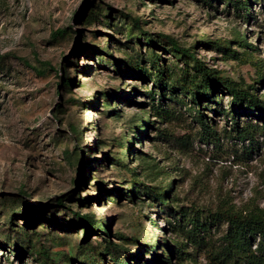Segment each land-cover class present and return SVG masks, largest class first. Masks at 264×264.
<instances>
[{"label": "rangeland", "instance_id": "374dc122", "mask_svg": "<svg viewBox=\"0 0 264 264\" xmlns=\"http://www.w3.org/2000/svg\"><path fill=\"white\" fill-rule=\"evenodd\" d=\"M249 3L247 18L227 0H0V264H39L41 245L50 264H95L81 249L86 242L101 264H118L107 239L131 251V264H156L155 249L174 264H209L191 240L200 233L217 244L227 224L199 227L193 211L264 208V117L236 112L240 128L253 130L243 139L227 91L209 93L201 104L217 132L207 142L189 96L177 92L178 101L167 91L168 116L154 115L152 81L125 63L155 71L154 50L167 71H193L194 60L163 33L222 74L253 83L264 77V0ZM59 28L66 32L53 37ZM254 84L264 95V83ZM133 180L171 187L173 204L156 203ZM73 212L109 232L88 234Z\"/></svg>", "mask_w": 264, "mask_h": 264}, {"label": "trees", "instance_id": "16d2710c", "mask_svg": "<svg viewBox=\"0 0 264 264\" xmlns=\"http://www.w3.org/2000/svg\"><path fill=\"white\" fill-rule=\"evenodd\" d=\"M209 3V0H204ZM229 7H233L236 11L244 13L245 17L249 18L251 14V4L249 0H227ZM136 27L145 33L146 40L149 45L153 47L157 46L156 37L143 31L142 27L139 25V20H133ZM66 32L65 29L59 28L52 32L53 37H58ZM161 38L167 40L169 44L178 52L183 53L185 56L190 57L194 60L193 71L190 70L188 64H185L178 71H167V68L158 61L161 55L152 50L151 57L149 60L153 63L155 71L149 70L145 65H140L136 61H126L125 63L131 69V75L138 77L143 80H151L152 88L147 93L152 100L151 112L159 117L168 116L169 111L163 106V101L167 98V91L169 94H175V99L181 101L177 92H182L185 96H189L192 106L188 109L193 113V118L199 123V127L202 130V139L207 142L213 141L216 138V132L210 122V117L203 111L202 100L211 93V95L216 94L217 90L227 91L230 96V103L232 108L230 109L233 114V123L236 125V132L238 136L243 139H249L253 136V130L250 126H240L238 122L235 121L234 117L236 112L241 114L246 110H255L259 112V117H264V95H261L256 90V85L254 83L263 84L264 77H257L253 83L243 84L230 76L222 74L221 70L218 68H213L208 66L200 58H197L195 53L191 48H186L181 46L177 40L171 36L160 33ZM240 43H245L251 49H255L253 44L245 42V40H239ZM18 59L27 66H31L29 61L25 58L18 57ZM48 64L47 62H45ZM62 71V69H61ZM63 85H71L72 79L70 77L64 76L62 78ZM158 91V92H156ZM216 104L217 99H213ZM219 111V109H215ZM259 132L264 133V125L260 126ZM157 131H161L159 128ZM174 136V134H171ZM176 137V136H175ZM183 140V136L176 137ZM69 155V152L67 153ZM133 186L135 183L142 184L149 191V198L154 200L160 205L173 204V198L170 197L171 187L166 188L164 186H147L142 182H136L133 180ZM57 203L63 205V198H57ZM35 208L33 205L27 204L25 207V212L30 215L34 212ZM194 216H196V224L199 227H208L219 222H225L227 228L222 234L219 242L217 244H210L205 236L196 235L198 240H191L193 245L196 247L203 246L205 248L204 256L206 257L209 264H264V208L259 206H253L251 208L245 209H218L212 211L210 209H195ZM74 219L76 222L83 220L88 226V234L91 232L102 231L95 218L89 216L88 214H80L79 212H73ZM203 217V222L200 224L201 216ZM158 223V221L156 220ZM107 234L109 230L102 231ZM107 250L112 255V260L118 264H131L128 257L131 251H123L121 246L112 240L107 239ZM152 246V244H151ZM81 249L88 257L95 259V264H101L99 260L95 257V252L93 246L90 242H86L81 245ZM155 260L156 264L166 263L174 264L171 256L169 258H164L155 249ZM37 260L39 264H50V253L49 251L41 245L36 252Z\"/></svg>", "mask_w": 264, "mask_h": 264}]
</instances>
